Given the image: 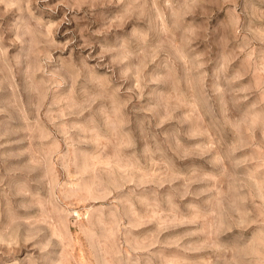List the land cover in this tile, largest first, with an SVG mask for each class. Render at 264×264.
Here are the masks:
<instances>
[{
    "label": "rangeland",
    "instance_id": "rangeland-1",
    "mask_svg": "<svg viewBox=\"0 0 264 264\" xmlns=\"http://www.w3.org/2000/svg\"><path fill=\"white\" fill-rule=\"evenodd\" d=\"M0 264H264V0H0Z\"/></svg>",
    "mask_w": 264,
    "mask_h": 264
}]
</instances>
